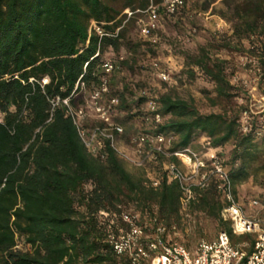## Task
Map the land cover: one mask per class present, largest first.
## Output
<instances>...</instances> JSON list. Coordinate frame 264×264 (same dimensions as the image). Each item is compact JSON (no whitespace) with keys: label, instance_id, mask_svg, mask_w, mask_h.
<instances>
[{"label":"trees","instance_id":"obj_1","mask_svg":"<svg viewBox=\"0 0 264 264\" xmlns=\"http://www.w3.org/2000/svg\"><path fill=\"white\" fill-rule=\"evenodd\" d=\"M116 1L0 0V264H131L128 255L116 254L105 241L109 229H129L123 211L137 213L134 221L144 244L154 239L159 226L166 229L165 239L173 226L187 219L176 181L161 176L157 186L150 185L144 167L130 166L107 143L103 157L91 155L62 100L68 98L78 107L97 88L103 75L100 55L94 57L97 50L109 49L117 56L146 46L154 52L161 42L162 21L173 25L174 38L186 34L183 18L190 17V27H197L194 19L213 0L190 13L186 0L172 14L161 10L155 42L130 37L133 28L139 33L142 14L136 11L144 10L150 0ZM219 1L211 11L227 29L183 51L187 76L202 78L205 104L199 106L194 98L172 90L158 92L154 100L162 120L155 130L172 137L171 151L200 150L197 141L203 138L217 151L237 197L239 183L264 171V132L257 135L262 126L254 115L242 130L247 103L237 98L247 100L249 95L241 83L231 81L233 64L221 52L256 59L255 65L247 64L253 76L257 69L264 71V0ZM92 21L106 32L118 29L117 35L99 38L90 30ZM170 44L176 45L172 40ZM135 61V56H123L120 69L110 75V81L120 80L109 84V96L119 98L111 118L125 126L119 137L130 146L133 116L139 114L144 121L147 116L146 123L153 125L146 111L132 112L147 99L135 98L126 81ZM77 81L83 82V89L76 87ZM257 89L264 95L260 79ZM118 111L125 114L117 117ZM164 160L178 163L174 156ZM149 170L156 176L160 171L157 165ZM223 207L222 193L212 179L206 187L193 189L187 211L214 219L233 245L247 241L243 249L250 252L254 234H234L221 218Z\"/></svg>","mask_w":264,"mask_h":264},{"label":"built area","instance_id":"obj_2","mask_svg":"<svg viewBox=\"0 0 264 264\" xmlns=\"http://www.w3.org/2000/svg\"><path fill=\"white\" fill-rule=\"evenodd\" d=\"M181 4L182 0H161L160 3L150 0L144 10L136 11L142 14L139 19L140 35L155 42V31L159 26L160 11L172 14ZM131 13L128 11V16ZM90 30H93L99 38L116 36L118 33V29L115 33L106 32L101 24L95 21L91 22ZM99 55V65L103 75L97 88L85 98V103L73 107L69 104L68 98L62 100V103L68 108L86 150L93 156L103 157V148L107 143L120 158L135 167H144L150 185L157 186L161 176L176 181L181 190V211L185 217L189 216L187 205L193 198V189L195 187H206L212 179L216 180L217 188L222 193L224 200V207L220 213L221 218L229 222L234 234L252 233L255 235L250 252L243 249V245H233L228 233L224 230L219 231L213 239H200L194 250L190 251L176 241L166 242L163 239L166 229L159 226L154 239L144 244L142 242V230L134 221L137 213L123 211L121 215L129 223V229L119 228L116 231L111 229L106 231L105 241L112 247V250L118 255H128L131 264H264V216L246 213L243 205L238 202L233 192L227 169L214 148L206 143L204 149L200 150L185 147L171 151L172 137L155 130L162 117L157 111L158 106L154 99L148 100L147 109L153 125H149L148 128L136 133L132 138L130 148L120 144L119 136L124 132V129L111 118L114 107L119 104V98L109 96V84L110 75L120 69V61L124 55L101 57V53L97 50L94 57ZM245 64L255 65L256 59L245 57ZM152 66L158 70L160 78L163 80L168 79V74L159 68L157 62H153ZM256 72H258V75L254 76V83H257L260 79L264 84V71L260 73L257 69ZM43 82H46V79H43ZM78 84L81 89L84 88L83 82L79 83L77 81L76 87ZM244 84L251 85L247 81H244ZM255 87L254 84L250 88L253 90ZM57 102L58 100L54 104H57ZM258 102L259 109L257 111L253 109L254 104H250L249 108L243 111L241 116L243 131L247 129L251 115L257 113L262 114L263 120L262 129L258 133L264 131L263 94H260ZM89 118H94L96 123L91 127H86L85 121ZM148 118L147 116L144 117L145 121H148ZM171 156L176 157L178 163L164 160ZM150 165L158 166L159 176L154 175V171L149 170ZM258 203L257 199H251L248 202L253 208ZM102 214L108 216V213L102 212ZM172 229L174 230L175 227L173 226Z\"/></svg>","mask_w":264,"mask_h":264},{"label":"rangeland","instance_id":"obj_3","mask_svg":"<svg viewBox=\"0 0 264 264\" xmlns=\"http://www.w3.org/2000/svg\"><path fill=\"white\" fill-rule=\"evenodd\" d=\"M123 0H117L116 3L119 4ZM156 3H160V1H155ZM204 1L208 0H186V8L187 11L194 12L200 11V5L204 3ZM219 0H213L211 6L208 7L204 12H199L198 16L194 19L197 27H190L191 23L189 21L190 18H183L182 22L185 23L187 28L186 34L181 33L175 40L174 32L175 30L172 28L173 25L167 22V20L162 21L161 23V36L160 43L153 48L154 52L149 51L148 47L142 46L139 48L137 53H129L123 52L122 54L128 57L135 56V69L129 72V76L126 77V81L130 85V89L134 92L135 98L146 95L147 99L139 105V107L132 108V112L135 113L137 111L147 112L148 109V100L154 99L158 92L161 91H173L177 95L183 98H194L197 100L199 106H203L205 104V100L201 96L200 89L203 85L202 78L196 74L195 78H190L185 73V65L183 58V51L190 50L192 47H195L198 43L206 41V39L210 36L211 33L219 34L222 33L225 29H227L228 24L217 14L212 13L211 7L219 6ZM173 29V30H172ZM130 37L133 38L134 41L141 40L143 41L145 38L140 36L136 28L130 30ZM174 38V39H171ZM175 41L176 45L173 46L171 43ZM222 56L227 57L234 67V75L231 78L233 82H239L241 85L247 89V93L249 95V99H240L237 98L239 103L246 102V109L249 108L250 104L253 105V109L257 111L258 108V99L260 96V91L257 89V83H254V76L248 71L249 66L245 64V55L239 53H230L226 54L225 52H221ZM115 54L112 53L111 50L105 49L101 52V57H114ZM153 62H157L159 68L164 70L168 74V79L163 80L158 76V70L154 69L152 66ZM123 73V72H122ZM121 76V74H120ZM115 80H120V78L115 77L110 83H114ZM244 81L250 82L251 85L244 84ZM255 84V89H251L252 85ZM145 93V94H144ZM125 113L118 111L115 115L117 117H122ZM255 117L263 125L262 114L257 113L254 114ZM114 121V120H113ZM132 126L131 131L133 132L130 137H134L136 132L148 128L147 121H144L141 115H135L130 120ZM115 122V121H114ZM94 118H89L85 121L86 127H91L95 124ZM122 127H125L121 125ZM262 129V128H261ZM264 132V131H263ZM261 132V133H263ZM258 133L257 135H260ZM120 144H123L125 147L130 148L131 146L122 138H120ZM202 146L201 149H204L206 143L204 139L201 138ZM130 166H133L129 164ZM237 192V200L243 205L247 214L264 216V171L259 172L254 177H249L248 179L242 181L236 186ZM251 199H257L258 205L253 208L248 202ZM185 221H182L181 224L176 226L174 232H170L166 235L164 239L166 242H178L188 248L190 251H193L197 242L200 239H213L216 237L219 228L217 222L204 215L203 213H190ZM255 236V235H254ZM241 237L236 236L235 239L239 240ZM247 245V241H243L241 243Z\"/></svg>","mask_w":264,"mask_h":264},{"label":"crops","instance_id":"obj_4","mask_svg":"<svg viewBox=\"0 0 264 264\" xmlns=\"http://www.w3.org/2000/svg\"><path fill=\"white\" fill-rule=\"evenodd\" d=\"M197 143H199V144H200V143H201V139H200V140H198V141H197Z\"/></svg>","mask_w":264,"mask_h":264}]
</instances>
